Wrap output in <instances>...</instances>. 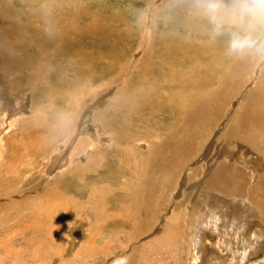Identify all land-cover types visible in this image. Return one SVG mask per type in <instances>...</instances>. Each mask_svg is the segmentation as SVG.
Instances as JSON below:
<instances>
[{
    "label": "bare ground",
    "instance_id": "1",
    "mask_svg": "<svg viewBox=\"0 0 264 264\" xmlns=\"http://www.w3.org/2000/svg\"><path fill=\"white\" fill-rule=\"evenodd\" d=\"M107 2L0 0V264H264V54L231 50L224 33L245 34L231 22L215 45L193 0H140L138 45L107 88L137 27ZM249 82L231 107L226 90ZM106 124L125 132L117 149Z\"/></svg>",
    "mask_w": 264,
    "mask_h": 264
},
{
    "label": "rangeland",
    "instance_id": "2",
    "mask_svg": "<svg viewBox=\"0 0 264 264\" xmlns=\"http://www.w3.org/2000/svg\"><path fill=\"white\" fill-rule=\"evenodd\" d=\"M113 1V2H112ZM136 0H108V2H107V13H114V12H120V11H122L123 9H126V10H128L127 12H126V10L125 11H122V13L120 12V15L121 14H124V15H122V17H124V18H122V20H120V21H118L117 23H116V25L117 26H119V27H127V23L129 22V25L131 26L132 24L133 25H136L137 27H135L134 28V30H133V32L130 34V35H128V36H126L125 37V39H123L122 38V43H120V41L119 40H121L120 39V36L118 37L119 39H118V42H117V46L118 47H120V51H119V54H118V56L117 57H115L114 59H112V60H115V61H113L112 63L110 62L109 63V65H107V62H105V66H107L106 68L107 69H105L107 72H109L108 73V76L105 78V85H107L108 83V85H107V88L108 87H110L111 86V84H112V79H113V77H114V79L115 78H117L120 74H121V69H122V67H124V65L129 61L128 59H130L131 58V56H132V54L134 53L133 51L136 49V47H137V45H138V42H139V37H140V33H141V28H143V23H144V15L143 14H145L146 13V10H147V8H148V3H145L144 4V8L142 7V6H138L139 5V3H140V0H138V1H136ZM149 1V3H150V1L151 0H148ZM161 1L162 0H156V2H154L153 3V6H152V9H154L155 7H157V4H158V6H159V4L161 3ZM110 2V3H109ZM121 2H124L123 4L121 3ZM84 3V2H83ZM109 3V4H108ZM116 4V5H115ZM137 4V5H136ZM184 4V3H183ZM113 7H112V6ZM120 5V6H119ZM127 5H129L128 7H127ZM133 5V6H132ZM135 6V7H134ZM173 6V5H172ZM112 7V8H111ZM142 7V8H141ZM174 7V6H173ZM110 8V9H109ZM120 8H121V10H120ZM123 8V9H122ZM129 8V9H128ZM112 9V10H111ZM116 9V10H115ZM151 9V12L149 11V13H151L152 14V10ZM169 9H171V8H169ZM111 10V11H110ZM133 10V11H132ZM138 11V12H137ZM134 12H136V14L134 13ZM166 13H167V11H165ZM141 13H143V14H141ZM162 13H163V11H162ZM127 14H129V18H127L128 17V15ZM150 14V15H151ZM132 16V17H131ZM143 16V17H142ZM158 16H160V15H158ZM132 20H131V19ZM141 18V19H140ZM128 19V21H127V23H125L126 22V20ZM120 22V23H119ZM131 22H132V24H131ZM122 23V24H121ZM125 23V24H124ZM125 25V26H124ZM147 26H149V22L147 23ZM186 26H190V27H183V29H179L178 31H180V33H179V35L180 36H182V32H185V31H190V32H192V31H194V29H193V24H190V25H186ZM204 26H206V28L204 27ZM203 26V24L202 25H200L199 26V30L201 31L200 33L202 34V35H206L207 37H209L210 38V36H211V38H213V43H215V45L217 44L218 45V41H219V37L220 36H223V33L221 34V32H224V31H220L219 32V34H215L214 32H213V30H212V27H211V25L209 24V23H206L205 25ZM204 27V28H203ZM191 28V29H190ZM203 29V32H202V29ZM210 28V29H209ZM182 30V31H181ZM205 30V31H204ZM208 30V31H207ZM209 31H211V32H209ZM233 32V33H232ZM226 33H230L231 35H232V39H233V37L235 36V35H237V34H239L240 35V33H238V32H234V29L233 30H231L230 32H225L224 34H226ZM133 35V36H132ZM131 36V37H130ZM148 36V38H146ZM144 38H146L145 39V42H144V44L142 43V46H141V49H138L137 50V53L136 54H140V55H142L144 52H145V50H146V48L149 46V44H150V31H148V33L146 32V34H145V36H144ZM235 38V37H234ZM128 39V40H127ZM130 39H131V41H130ZM132 39H134V41L132 40ZM180 40L181 41H183L184 40V38L182 37H180ZM190 40H192V39H190ZM127 41V42H126ZM129 42V43H128ZM132 42V43H131ZM118 43L120 44V45H118ZM135 43V44H134ZM108 44V43H107ZM106 44V45H107ZM116 45V44H115ZM125 45H127V46H125ZM144 45V46H143ZM107 46H109V45H107ZM106 46V47H107ZM104 47V46H103ZM103 47H99V49H100V51H102V49L103 50H105V53L108 51L107 49L109 48V49H111L112 47H108V48H103ZM133 47V48H132ZM131 48H132V50H131ZM94 49V48H93ZM127 49V50H126ZM123 50H124V52H126V53H122L123 52ZM130 50V51H129ZM144 51V52H142V51ZM99 51V52H100ZM253 52H255L256 54L258 53V51L256 50V48H255V50H252ZM127 52H128V54H127ZM142 53V54H141ZM123 54V55H122ZM126 56H128V57H126ZM248 54V53H247ZM105 55V54H104ZM120 55V56H119ZM122 55V56H121ZM230 56H232V57H230ZM123 57V58H122ZM138 57H140V56H138ZM229 58H231V59H233V53L231 54L230 53V55L228 56ZM119 60V62L120 63H118V62H116V61H118ZM122 60V61H121ZM115 62H116V64H115ZM264 62V60L262 61V63ZM122 63V64H121ZM261 63V64H262ZM103 65H104V63H102ZM111 64V65H110ZM119 64H120V68L119 67H117V66H119ZM170 65H171V63H170ZM169 64H167V66H170ZM263 69H264V64H263ZM117 68V69H116ZM111 69V70H110ZM118 69H120V71L118 70ZM111 71V73H110V71ZM81 71H83L82 69H80V74H81ZM192 71H196V69H193ZM256 72H257V70H256ZM255 72V73H256ZM75 74V72H72L71 73V75H70V77H72L73 75ZM130 74H131V72L128 74V76L127 77H129L130 76ZM110 75V76H109ZM81 76V75H80ZM159 76V77H158ZM241 76V75H240ZM240 76H237V77H235L236 79H239L240 81H241V77ZM111 78V81H110V78ZM155 77H157V80L158 79H160L161 77H162V75L161 74H159V72L158 71H156V73H155ZM252 78H254L253 76H252ZM258 78H259V76H258ZM106 81H107V83H106ZM109 81V82H108ZM251 83H253V82H249L248 83V85L245 87V88H243V86L241 87V89H240V91H237V89H234V88H237L238 87V85H235L233 88H231L230 87V89L228 88V90H226V92H225V94H226V99H225V101L227 100L228 102H230V101H232L230 104H231V107L233 106V107H238V105H239V102L241 101V99H242V94H244L246 91H247V89H249V91H250V89L252 88V86L253 85H251ZM118 86V88H120V84H118V85H116V87ZM115 86H114V88L113 89H117ZM168 88H170V87H168ZM243 88V89H242ZM112 89V90H113ZM170 89H172V88H170ZM174 91H177V89H174ZM237 92L239 93V92H241L240 93V95L239 96H237L236 98H235V95L237 94ZM236 93V94H235ZM230 95H232V97L230 96ZM235 98V99H234ZM77 99V98H76ZM76 99H74L73 101H76ZM233 99H234V101H233ZM238 102V103H237ZM224 103H226V102H224ZM32 104H33V102H32ZM29 107H31V108H29ZM29 108V109H28ZM109 108V109H108ZM112 108H113V106L112 105H107L106 106V109H107V111L108 112H110V113H113L114 114V110H112ZM27 109V110H26ZM30 110H31V112H30ZM24 111V112H23ZM21 113H23V114H25V115H27L28 116V114L31 116V114L30 113H32V115L34 116V115H36V113H38V114H40V115H42V111H38V112H36L37 111V109H36V107L34 106V107H32L31 106V102H29L28 103V105H27V108H25L24 110H23ZM30 112V113H29ZM41 112V113H40ZM35 113V114H34ZM44 115H45V113H44ZM60 115H64V113H61ZM78 116V115H77ZM89 116V115H88ZM91 116H93V114H91ZM91 116L90 117H87L86 119H84V122H83V124H84V128H88V130L89 131H91V132H94V128H93V126L91 125V121H92V118H91ZM16 117V116H15ZM51 120H50V122L51 121H55L54 122V124H52V126L53 127H55L58 123H59V121H62V123L63 122H65L64 120H61L59 117H57V118H55L56 116L55 115H51ZM65 117V116H64ZM100 117H102V116H100ZM78 118H79V116H78ZM116 118L117 119H113L114 121H113V126H114V124L116 125L117 124V126H120L119 124H120V114H119V116L117 115L116 116ZM162 118H164V117H162ZM39 119V118H38ZM95 119H96V121H99L96 117H95ZM108 120V119H107ZM164 120H166V121H168V119H166V118H164ZM102 120L100 119V122H101ZM106 121V118H104V122ZM70 122H75V120L74 119H72V120H68L65 124H68V123H70ZM56 123V124H55ZM119 123V124H118ZM62 125V124H61ZM81 125V124H80ZM108 124H106V125H104L107 129H108V131L111 133V135L112 136H110L111 138H116L115 139V142H116V148H115V146L112 148V149H117L118 147H120V146H117V145H120V136H122V134H125V132H120V128L119 127H110V126H107ZM51 126V127H52ZM87 126V127H86ZM52 127V128H53ZM62 126H60L59 128H61ZM64 127H65V125H64ZM63 127V130H65L67 127H69L68 125L66 126V128H64ZM83 127V126H82ZM92 129H93V131H92ZM116 129V130H115ZM15 131H16V128L14 127L13 129H12V132H10V135L12 136L14 133H15ZM58 132H60V134H61V132L63 133V131H62V128L61 129H58ZM116 132H118V134H120L119 136H118V134L116 133ZM57 133V132H56ZM77 133H80V132H78L77 131ZM88 133V132H87ZM58 134V133H57ZM59 135V134H58ZM116 136V137H115ZM59 137H61V135H59ZM79 137V135H77V138ZM109 137V138H110ZM118 139V140H117ZM61 143V142H60ZM3 145H5V146H2V148H1V150H0V162H1V159H2V156H1V154L4 152V151H6L7 150V147H8V149H9V146H7V145H9L8 143H4ZM62 145H64L65 146V142H64V140L62 141ZM218 146L219 147H221L222 146V144H218ZM61 147V146H60ZM6 148V149H5ZM75 147H74V145H73V147L71 146L70 147V151L72 150V149H74ZM3 151V152H2ZM69 151V152H70ZM66 152H68V150L66 151ZM201 160V159H200ZM199 160V161H200ZM198 161V162H199ZM202 161V160H201ZM252 170H253V172H257V169L255 168V166L253 167V168H251ZM252 172V173H253ZM90 182V181H89ZM78 188H76V189H74V191H76ZM196 189V188H195ZM79 190H81V189H78V191ZM194 191V190H193ZM69 198H73L72 197V195H70V197ZM2 214L5 216V218L7 219L6 220V222H10L11 220H9V218L6 216V213L5 212H2ZM10 216V218H15L16 217V219L17 218H21V217H23V219H27L28 217H29V213H27L26 212V208L25 207H21V208H12L11 209V215H9ZM0 226H1V224H0ZM67 227H65V233L66 234H70L71 233V231H68V228L66 229ZM81 239L83 240V242H84V240L86 239V237H85V235H83L82 237H81ZM66 240V238H64V241ZM61 241H63L62 239H60V242ZM81 242V241H80ZM79 242V244L77 243L76 245L78 246V248H79V245L81 246V244L82 243H80ZM63 243V242H62ZM65 243V242H64ZM64 243H63V245H64ZM66 244V243H65ZM86 243L84 242V245H85ZM77 246H76V252H77ZM83 248V247H82ZM115 256H120V252L119 253H115ZM81 258V257H80ZM164 258H166V259H169V260H171V258H168V257H164ZM260 258H264V257H262L261 255H260ZM182 259H183V257H182ZM104 261H105V264H111V260L109 259V262H108V260L107 259H105L104 258Z\"/></svg>",
    "mask_w": 264,
    "mask_h": 264
},
{
    "label": "clouds",
    "instance_id": "3",
    "mask_svg": "<svg viewBox=\"0 0 264 264\" xmlns=\"http://www.w3.org/2000/svg\"><path fill=\"white\" fill-rule=\"evenodd\" d=\"M191 7L205 15L215 34L225 22L240 26L245 34L232 39L231 50L256 48L264 54V0H193Z\"/></svg>",
    "mask_w": 264,
    "mask_h": 264
}]
</instances>
